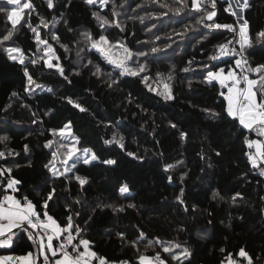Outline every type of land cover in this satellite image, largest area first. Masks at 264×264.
Wrapping results in <instances>:
<instances>
[{"label":"trees","instance_id":"16d2710c","mask_svg":"<svg viewBox=\"0 0 264 264\" xmlns=\"http://www.w3.org/2000/svg\"><path fill=\"white\" fill-rule=\"evenodd\" d=\"M21 1L13 30L8 13L14 5L0 0V40L8 31L13 33L0 43V136L8 138L0 142V151L5 152L0 169H11L9 178L20 182L15 196L27 197L37 212L47 211L61 227L72 216L80 230L74 227L75 244L89 240L91 250L110 262L126 259L135 264L140 255L153 258L159 252L169 264H221L226 255L243 248L252 264H264V175L260 174L264 162L254 167L245 143V137L259 136L243 129L238 117L228 115L219 81L205 80L208 71L234 68L240 57L219 56L218 47L234 40V34L197 24L205 13L192 9L191 0L187 8L179 0H108L104 6L99 1L51 0L52 7L49 0ZM29 2L32 8H23ZM215 4L214 22L234 25L238 39L237 17L225 11L229 0ZM205 7L213 10L211 0H205ZM176 8L183 10L177 13ZM32 11L36 23L31 21ZM94 12L118 21L119 26L109 23L102 28ZM243 18L251 37L243 56L252 67L264 65V40L257 38L264 30V0H248ZM212 22L205 18V24ZM32 28L52 45L59 58L53 64L63 67L64 76L47 67L45 45L37 42ZM85 32L123 44L133 53L129 66L145 65V72L120 76L85 41ZM52 35L59 37V43ZM14 46L22 49L23 64L5 51ZM153 47L161 51L152 53ZM231 47L239 50L238 44ZM25 68L35 82L32 85ZM164 84L172 99L157 94ZM43 85L52 91L43 90ZM150 86L157 91H150ZM69 98L85 111L69 103ZM69 122L79 145L91 148L99 159L80 161L72 172L53 176L52 165L64 168L67 148L60 144L69 142L59 136V129ZM113 135L120 143H105ZM48 141H53L51 147L46 146ZM53 152H57L55 160ZM109 159L116 163L104 162ZM165 164L175 167L165 170ZM76 176L85 183L81 185ZM124 184L130 191H120ZM53 189L45 209L44 198ZM7 191L0 187V194ZM34 231L35 239L30 240L15 228L11 245L0 247V254L38 252L35 232L40 230ZM164 247H170L171 254ZM184 248L189 255L182 254ZM172 255H179V261Z\"/></svg>","mask_w":264,"mask_h":264},{"label":"snow or ice","instance_id":"6c2138e0","mask_svg":"<svg viewBox=\"0 0 264 264\" xmlns=\"http://www.w3.org/2000/svg\"><path fill=\"white\" fill-rule=\"evenodd\" d=\"M9 2L14 5L13 10L8 13V19L11 21L13 25V30L15 25L19 22V16L18 11L20 9V0H9ZM97 0H87V3L94 4ZM108 0H99V3L101 6H104L107 4ZM179 2L183 5L184 8L188 7V0H179ZM227 3L228 0H225ZM49 7H52L51 0H49ZM164 7H167V5H164ZM191 7L192 9L205 13L204 16H202L196 23L197 24H203L205 27L209 29H227L231 31L234 34V40L227 41L225 44L219 45V56L224 55H233L239 56V59H236L235 66L233 69H229L227 71V74L224 75V69H220L219 73L208 71L207 76L205 78L206 82L209 84H212L213 81H219L221 86L227 87V95L225 96L227 100V113L231 117H238L240 125L243 126V129L249 130V132L255 131L256 135L259 137H264V99H261L260 101L257 100V96L264 98V65H257L256 67H252L246 58H244L243 53L245 51L246 46L251 45V37L248 33V21L246 19H243V17H238L237 24L239 25L238 28V39H236L237 34V28L234 25L231 24H218L215 23L213 18L216 17L217 13L215 11V0H211V8L213 10L208 11L205 7V0H191ZM236 7H239L241 9L248 7V0H244L243 4L240 3V0H236ZM23 8L31 9L32 5L31 3H25L23 5ZM183 9L182 8H176L174 9L175 12L179 13ZM225 11L230 12L232 15H237L236 11L233 9L232 4H229V6L225 9ZM113 15H116L115 12H113ZM93 16H96L98 20L101 22V27L103 28L104 25H108L109 23H116L117 26H119L118 21L110 22L106 17L100 16L98 13L94 12ZM15 17V19H13ZM205 18L208 21H213L212 23L205 24ZM141 20L144 19V17L140 18ZM241 20L243 21L241 23ZM41 23L43 24V19L41 20ZM47 25L45 24V27ZM187 29H190L191 25L185 26ZM32 31L36 33V40L38 43L45 45V54L49 56V59L45 61L48 68H55L59 75L64 76V69L63 67L57 63L53 64L51 62V57L54 56V49L51 44H48L46 40H42L40 38V34L36 31L35 28H32ZM71 31V29H69ZM12 31H8L7 35H4L2 37V40H0V43L3 41H8L12 37ZM178 35H183V33H178ZM83 37L85 41L90 42V47L93 49H96L98 53L111 65H113L115 70H118L120 76L124 75H131V76H139L142 72H145V65H138L136 68L129 66V61L133 57V53L130 49L126 48L123 44L117 42L116 44H111L108 40V38L104 35H100L98 39H95L91 36L90 33L85 32L83 33ZM257 38L264 40V30L257 33ZM51 39L57 41L59 43V37L56 35H52ZM238 44L239 50H237L235 47L229 48V45L232 44ZM61 47H64L67 51L66 45H61ZM114 48H120L123 50V55H114L113 49ZM5 51L8 52V54L11 56V59L13 60H19L20 63H24L23 53L21 49L19 48H7ZM152 53L161 51L160 48L153 47L150 50ZM15 54V55H13ZM137 55H147V53H138ZM217 56L211 57V59L215 60L217 59ZM58 60L59 58L56 57ZM31 63L36 64L37 60H32ZM91 63V61H89ZM204 67H207L205 65ZM235 69H240V73L238 74ZM187 71V69H185ZM100 72V69L97 67V74ZM255 74L256 78H252V75ZM25 75L27 76L29 85L34 84L32 76L28 73L27 68H25ZM160 73H157V76H160ZM65 79H67L65 77ZM143 80L145 83L149 80V77L145 75L143 77ZM226 82H231L230 84ZM113 83H116L113 81ZM243 83V87H241V84ZM37 88L41 87L40 85H36ZM111 87V85H109ZM164 90L159 91L157 94L164 97V99H172L171 95V89L167 84H164L163 86ZM30 91L32 89H29ZM48 91H52V89H48ZM150 91H156V89H152L150 87ZM13 95H16V93H13ZM221 95H225V93L221 92ZM69 103L75 104V107L80 108L81 111H85L81 107L80 104L75 103L74 101L69 98ZM36 122L35 120L33 121ZM174 127V125H173ZM65 129H68L69 131L66 133ZM53 134L56 133L57 130H52ZM182 136L185 135L184 133L181 134ZM59 136L62 139H69L71 138L74 143L70 145H65L63 143L60 144V148H67V151L65 153V159L62 161V163L65 165L64 172L61 173L58 171V169L55 168V165H52L51 172L53 176H63L68 172H72L75 169L76 162L79 161L80 157L77 156V152L80 151L76 144L79 142L77 137H74L70 132V122L69 124H66L64 126V129L59 130ZM8 138L6 136H0V142L6 141ZM115 141L116 143H120L118 140H116V136L113 135L112 141H105V143H112ZM245 143L248 145L249 148L255 147V152L250 153L248 158L252 162L253 166H259L257 164V161L264 162V139H249L248 137H245ZM53 144V141H48L46 146L51 147ZM120 147L123 148L124 145L120 144ZM27 149V146H25ZM59 151V149H58ZM86 158L84 159V163H89V158H87L88 149L83 150ZM129 156H134L133 153H128ZM219 155V153H217ZM5 156V152L0 151V158ZM57 158V152L52 153V159L55 160ZM97 156L95 153L91 154L90 160H96ZM71 162V163H70ZM107 164H115L116 161L109 159L104 161ZM51 164V161H50ZM45 167H48L46 165ZM175 167L173 164H165V170L172 169ZM11 169H0V176L4 177V180L0 181V187H4L6 189H11L13 191H16L15 185L19 184L20 182L18 180H15L14 178H9ZM261 175H264V171L260 173ZM171 179V178H170ZM76 180L79 181L81 185L85 183V179L76 176ZM54 189L50 191L47 196L44 198V205L43 207L46 209L48 205V201H50L53 198ZM122 193H126L128 191L127 185L122 187L120 189ZM183 192L181 191V195ZM214 194V197L215 198ZM237 196L239 193L236 194ZM179 199V197H178ZM235 199V196L233 197ZM24 204L21 203L20 200H17L14 196L5 195L3 200H0V237L5 236V228L8 229V236L6 239H0V245H8L15 236V233L12 232L13 228L19 229L23 233L28 234V239L34 240V236L31 233V229H35L37 227H42L44 229V234L47 235L48 230L51 229L52 235H47V242L44 241V236L42 235L40 237L39 243L37 244L38 249L40 250V254L43 255V264H49V256L47 255L45 250H48L51 252V256L54 259V264H91L93 258H97L99 260V264H109L107 259L105 257H98L97 253L91 250V242L87 239H80L78 244H74L73 241L76 239V237L73 236L72 232L75 230L78 232L79 227L74 226L73 224V218L72 216H69L67 218L66 226L61 227L59 224H57L56 220L53 219L52 216L47 214V211H44L42 214L37 212L35 210V205L32 204L31 201L27 199V197H24ZM79 201H77L78 203ZM7 203L8 207H5V204ZM181 203L183 201L181 200ZM41 215L46 218L45 220H41ZM79 215V213H77ZM7 221V224L2 223V221ZM62 233H66V239L59 245V257L57 258V249L53 246V237L55 236L57 239L60 238ZM120 237L124 239V234L119 233ZM19 237H16L18 239ZM144 234L140 233L138 240L144 239ZM132 244H135L136 241L130 242ZM151 244V242H149ZM69 246H71V251H69ZM81 246H83V251L80 250ZM177 248H179V245H176ZM163 251L166 253L171 254V248L170 247H164ZM183 255L187 256L189 255V250L187 248L183 249ZM31 255V254H29ZM239 256L242 258H247L248 264H252V257L248 255V253L241 248L239 251ZM26 259V258H22ZM140 264H153V260L156 261V264H167L166 261H164L161 258V255L159 252L156 253V256L154 258L146 257L144 255H140L138 257ZM173 260L179 261L180 256L179 255H172ZM27 264H32L31 261H27ZM120 264H127L126 261H121Z\"/></svg>","mask_w":264,"mask_h":264},{"label":"crops","instance_id":"0c3cea01","mask_svg":"<svg viewBox=\"0 0 264 264\" xmlns=\"http://www.w3.org/2000/svg\"><path fill=\"white\" fill-rule=\"evenodd\" d=\"M241 17V16H240ZM237 19H238V17H237ZM230 69H232V68H230ZM229 70V69H228ZM228 70H225L224 71V75H226L227 74V71ZM217 73H219V72H217ZM226 83H228V84H230L231 82H226ZM224 90H225V92H227V87H225L224 86ZM258 98H259V95H258ZM259 101H260V99H259ZM251 139H261L260 137H255V138H251ZM252 148H254L255 149V147H252ZM254 149H253V151H254ZM255 152V151H254ZM258 163H261L262 161H257ZM15 189H16V185H15ZM10 191H7L8 193H9V195L10 196H14L17 200H20L21 201V203L22 204H24V199H19V198H17L16 196H15V191H13V190H11V189H9ZM29 200V199H28ZM30 201V200H29ZM5 207H8V205H7V203L5 204ZM41 220H45L46 221V218L45 217H43V215H41ZM2 223H4V224H7V221L5 220V221H2ZM15 228H13L12 229V231L14 230ZM36 229H38V230H40L39 232H35L36 231ZM5 236H3V237H0V239H6L7 238V236H8V229L7 228H5ZM35 234H36V238H37V240H38V243H39V240H40V237L43 235L44 236V241H45V243L47 242V235H52L53 233L51 232V229H50V231L47 233V235H45L44 234V231H43V229H40L39 227H37V228H35ZM63 235V233L61 234V236ZM60 236V237H61ZM11 243H12V241L8 244V245H0V247H2V246H10L11 245ZM53 246H54V248H56L57 249V258L59 257V255H60V253H59V243H58V240H57V238L54 236L53 237ZM83 249V248H82ZM46 251V253H47V255L49 256V260H54L55 258H53L52 256H51V252L50 251H48V250H45ZM12 254H16V253H12ZM12 254H0V264H6V261L7 260H9V258L11 257V255ZM29 254H31V255H29ZM146 257H148V256H146ZM22 258H26V259H22ZM151 258V257H150ZM27 261H31L32 262V264H43V255H41L40 254V250L38 249V252H36V253H27V254H24V255H17V260H16V262H15V264H27ZM97 261H95V258H93L92 259V262H91V264H95ZM116 264H120V262H117ZM127 264H129V263H127ZM133 264V263H132ZM135 264H140V261L138 262V263H135Z\"/></svg>","mask_w":264,"mask_h":264},{"label":"rangeland","instance_id":"374dc122","mask_svg":"<svg viewBox=\"0 0 264 264\" xmlns=\"http://www.w3.org/2000/svg\"><path fill=\"white\" fill-rule=\"evenodd\" d=\"M97 1H99V0H97ZM243 2H244V0H240V3L241 4H243ZM21 4H20V6L22 5V1L20 2ZM229 4H232V6H233V9L236 11V13H237V15H236V17H243V10L244 9H241V8H239V7H236V0H229ZM18 16L20 17V15H19V11H18ZM244 19V18H243ZM31 21L33 22V23H36L37 21H38V17H37V14L36 13H34V11H32V13H31ZM243 21L241 20V23H242ZM239 26V25H238ZM68 35H70L71 36V34L69 33ZM111 44H112V42H110ZM13 48H19V49H21L19 46H14ZM21 51H22V49H21ZM22 53H23V51H22ZM113 54L114 55H123V50L122 49H120V48H114L113 49ZM13 55H15V54H13ZM23 58H24V53H23ZM56 58V56H55V54H54V56H52L51 57V62L53 63V59H55ZM48 59H49V56H48ZM18 60V59H17ZM19 61V60H18ZM213 72H215V71H213ZM152 89H156V88H154V87H152V86H150ZM222 87V90L224 91V93H225V96L227 95V92H225V90H224V86H221ZM49 88V86H46V85H43L42 86V89L43 90H46V89H48ZM156 91H157V89H156ZM257 100L259 101V98H258V96H257ZM60 129H64V127L63 128H60ZM59 129V130H60ZM69 130L68 129H65V132L67 133ZM70 132H71V134L74 136V137H77L78 138V136L73 132V130H72V128H71V126H70ZM78 140H79V138H78ZM68 142H69V144L68 145H70V144H72V143H74V141L71 139V138H69L68 140H67ZM76 147L80 150V151H78L77 152V156H79L80 157V159H79V161L78 162H80V161H84V159L86 158V155H85V153H84V149H88L89 151H88V153H87V158H89V161L90 162H93V160H90V157H91V154L92 153H95L91 148H89V147H81L80 145H79V142L76 144ZM254 149V148H253ZM254 151H255V149H254ZM95 155H96V153H95ZM97 156V155H96ZM99 159V157L97 156V159L96 160H94V161H97ZM78 162H76V164L78 163ZM71 163V162H70ZM76 164H75V166H76ZM55 165V164H54ZM64 165V164H63ZM55 168L56 169H58V171L60 172V170H64L65 169V165H64V168H60V165H55ZM125 185H127V184H124V186ZM123 186V187H124ZM127 189H128V191H130V189H129V186L127 185ZM127 191V192H128Z\"/></svg>","mask_w":264,"mask_h":264},{"label":"built area","instance_id":"2783aa9c","mask_svg":"<svg viewBox=\"0 0 264 264\" xmlns=\"http://www.w3.org/2000/svg\"><path fill=\"white\" fill-rule=\"evenodd\" d=\"M235 71L238 74L240 73V69H235ZM243 86L244 85L242 83L241 84V87H243ZM250 153H254L253 148H251ZM5 195H9V193L8 192H3L2 194H0V200H3V198H4ZM39 228L40 229H43L42 227H39ZM43 231H44V229H43ZM49 231H50V229L48 230V232ZM72 234H73L74 237H77V232H72ZM66 235H67L66 233H63V235L59 239H57L59 245L66 239ZM74 241H73V243L75 244ZM80 250L83 251L82 248H80ZM69 251H71V246H69ZM161 258L164 261L167 262V260L162 255H161ZM16 260H17V254H12L11 257L9 258V260L6 261V264H15ZM121 261H126L127 263L132 264V263H130L126 259H122L119 262H121ZM108 262H109V264H116L117 263V262H110V261H108ZM49 264H54V260H49ZM95 264H99V260ZM153 264H156V261L155 260H153ZM167 264H169V263L167 262ZM221 264H248V260H247V258L240 257L239 256V253L236 254V255L228 254V255H226L224 257V259L222 260Z\"/></svg>","mask_w":264,"mask_h":264}]
</instances>
